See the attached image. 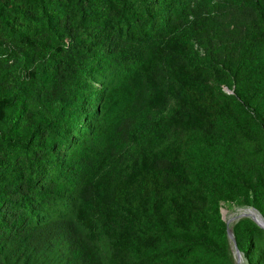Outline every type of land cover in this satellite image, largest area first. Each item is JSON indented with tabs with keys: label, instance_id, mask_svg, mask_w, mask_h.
I'll return each mask as SVG.
<instances>
[{
	"label": "trees",
	"instance_id": "trees-1",
	"mask_svg": "<svg viewBox=\"0 0 264 264\" xmlns=\"http://www.w3.org/2000/svg\"><path fill=\"white\" fill-rule=\"evenodd\" d=\"M220 201L264 220V0H0V264H235Z\"/></svg>",
	"mask_w": 264,
	"mask_h": 264
},
{
	"label": "rangeland",
	"instance_id": "rangeland-1",
	"mask_svg": "<svg viewBox=\"0 0 264 264\" xmlns=\"http://www.w3.org/2000/svg\"><path fill=\"white\" fill-rule=\"evenodd\" d=\"M224 89L227 90L226 87H224ZM219 205H220L219 211L221 213V218L223 219L224 223L226 224V227H227V223L225 221L226 220L225 217H228L229 215H231L233 213H236V212L241 211V209H243L241 207H251V206H245V205L238 206L234 202H228V201H220ZM244 209H248V210H250L251 212H253L255 214V212L252 209H249V208H244ZM236 220L237 219H234L233 222H232V224ZM229 248H230L231 256H232V259H233L234 263L235 264H238V258L236 256V254H235V252H234V250H233L232 245L230 244V242H229ZM241 264H246V259L244 258V256L242 254H241Z\"/></svg>",
	"mask_w": 264,
	"mask_h": 264
},
{
	"label": "water",
	"instance_id": "water-1",
	"mask_svg": "<svg viewBox=\"0 0 264 264\" xmlns=\"http://www.w3.org/2000/svg\"><path fill=\"white\" fill-rule=\"evenodd\" d=\"M252 210H254L257 215L259 216L258 219H255L253 221H255L259 226L263 227L264 228V220L262 218V216L253 208V207H250ZM226 221V220H225ZM227 237H228V241L230 242V244L232 245V248L238 258V264H241V259L239 260V258L241 257V253L240 251L238 250L237 248V245H236V241H235V238H234V234H233V231H232V227L230 226L229 224V221L227 222Z\"/></svg>",
	"mask_w": 264,
	"mask_h": 264
},
{
	"label": "bare ground",
	"instance_id": "bare-ground-1",
	"mask_svg": "<svg viewBox=\"0 0 264 264\" xmlns=\"http://www.w3.org/2000/svg\"><path fill=\"white\" fill-rule=\"evenodd\" d=\"M241 208H250V207H241ZM242 217H249L252 220H255V219L259 218V216L257 215L256 212H255V214H253L250 210L241 209V211L233 213V214L229 215L228 217H225V219H226L227 222L229 221V224L231 225L234 219H239V218H242ZM240 259H241V257L239 258V260Z\"/></svg>",
	"mask_w": 264,
	"mask_h": 264
}]
</instances>
